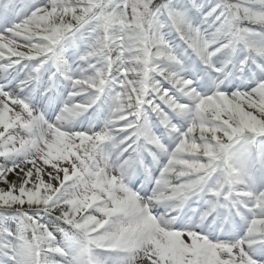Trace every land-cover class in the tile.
Listing matches in <instances>:
<instances>
[{"label": "snow or ice", "instance_id": "snow-or-ice-1", "mask_svg": "<svg viewBox=\"0 0 264 264\" xmlns=\"http://www.w3.org/2000/svg\"><path fill=\"white\" fill-rule=\"evenodd\" d=\"M0 185V264H264V0H0Z\"/></svg>", "mask_w": 264, "mask_h": 264}, {"label": "rangeland", "instance_id": "rangeland-1", "mask_svg": "<svg viewBox=\"0 0 264 264\" xmlns=\"http://www.w3.org/2000/svg\"><path fill=\"white\" fill-rule=\"evenodd\" d=\"M11 179H15V177L13 176V177H10ZM3 185H0V187H2Z\"/></svg>", "mask_w": 264, "mask_h": 264}]
</instances>
